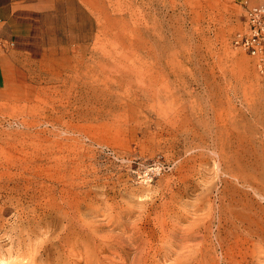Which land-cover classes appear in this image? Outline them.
<instances>
[{
  "label": "rangeland",
  "instance_id": "374dc122",
  "mask_svg": "<svg viewBox=\"0 0 264 264\" xmlns=\"http://www.w3.org/2000/svg\"><path fill=\"white\" fill-rule=\"evenodd\" d=\"M15 1L43 44L3 48L0 264H264V64L232 43L264 0Z\"/></svg>",
  "mask_w": 264,
  "mask_h": 264
},
{
  "label": "crops",
  "instance_id": "0c3cea01",
  "mask_svg": "<svg viewBox=\"0 0 264 264\" xmlns=\"http://www.w3.org/2000/svg\"><path fill=\"white\" fill-rule=\"evenodd\" d=\"M34 11V8L20 6L15 0H0V41L3 45L13 43L16 47H25L32 55L36 53L43 43L39 28L34 24ZM6 62L7 55L0 47V90L7 79Z\"/></svg>",
  "mask_w": 264,
  "mask_h": 264
},
{
  "label": "built area",
  "instance_id": "2783aa9c",
  "mask_svg": "<svg viewBox=\"0 0 264 264\" xmlns=\"http://www.w3.org/2000/svg\"><path fill=\"white\" fill-rule=\"evenodd\" d=\"M233 45L264 64V6H253L246 10L244 27L232 38ZM12 46L13 43L7 44ZM0 41V47L4 48Z\"/></svg>",
  "mask_w": 264,
  "mask_h": 264
},
{
  "label": "bare ground",
  "instance_id": "6f19581e",
  "mask_svg": "<svg viewBox=\"0 0 264 264\" xmlns=\"http://www.w3.org/2000/svg\"><path fill=\"white\" fill-rule=\"evenodd\" d=\"M262 125H263V124H262ZM260 129H261V128H260ZM261 131H262V130H261ZM261 133H262V132H261ZM263 134H264V131H263ZM262 136H263V135H262ZM263 141H264V140H263ZM263 146H264V145H263ZM218 147H219V146H218ZM250 148H251V147H250ZM219 149H220V148H219ZM221 149H222V148H221ZM259 149H261V148L259 147ZM221 151H223V150H221ZM221 151H220V152H221ZM250 151H252V150H250ZM256 152H257V150H256ZM222 153H223V152H222ZM252 153H253V152H252ZM252 153H251V154H252ZM224 154H225V153H224ZM260 154H261V153H260ZM254 155H255V154H254ZM258 155H259V154H258ZM255 156H256V155H255ZM261 156H262V155H261ZM218 157H219V155H218ZM252 157H253V156H252ZM224 158H225V157H224ZM253 158H254V157H253ZM253 158H252V159H253ZM258 158H259V156H258ZM215 159H216V158H215ZM249 159H250V157H249ZM225 160H226V158H225ZM260 160H261V159H260ZM220 161H221V160H220ZM259 162L261 163V161H259ZM216 163H218V162H216ZM220 163H221V162H220ZM220 163H219V164H220ZM231 163H232V162H231ZM216 165H217V164H216ZM248 165H250V164H248ZM256 166H257V165H256ZM227 167H228V166H227ZM230 167H231V166H230ZM230 167H229V168H230ZM250 167H251V166H250ZM260 167H261V166H260ZM219 168H220V167H219ZM221 169H222V168H221ZM252 169H254V167H253ZM218 170H219V169H218ZM224 170H227V169H224ZM248 170H249V169H248ZM248 170H247V171H248ZM254 170H255V169H254ZM222 171H223V170H222ZM227 171H228V170H227ZM227 171H226V172H227ZM256 171H257V170H256ZM231 172H232V171H231ZM253 172H254V171H253ZM223 173H225V171H223ZM228 174H229V171H228ZM230 174H232V173H230ZM237 174H238V173H237ZM248 174H249V173H248ZM260 174H261V173H260ZM246 175H247V174H246ZM259 176H260V175H259ZM257 177H258V176H257ZM261 177H262V176H261ZM221 179H222V178H221ZM221 181H223V179H222ZM247 183H248V182H247ZM250 185H251V184H250ZM257 190H259V189H257ZM260 190H261V189H260ZM260 190H259V191H260ZM219 191H220V190H219ZM219 191H218V192H219ZM221 191H222V190H221ZM262 191H263V190H262ZM222 192H223V191H222ZM255 193H256V192H255ZM257 193H258V192H257ZM260 193H262V192H260ZM217 195H218V194H217ZM219 196L223 197L222 195H219ZM258 196H259V195H258ZM260 198H261V197H260ZM220 200H221V199H220ZM263 200H264V199H263ZM208 203H209V202H208ZM210 203H211V202H210ZM214 203H215V202H214ZM198 204H199V203H198ZM198 204H197V205H198ZM203 204H204V203H203ZM219 204H220V203H219ZM209 205H210V204H209ZM209 205H208V206H209ZM101 206H102V205H101ZM110 206H111V205H110ZM195 206H196V205H195ZM227 206H228V205H227ZM227 206H226V208H227ZM103 207H104V206H103ZM107 207H108V206H107ZM107 207H106V209H107ZM210 207H211V206H210ZM219 207H220V206H219ZM181 208H182V207H181ZM211 208H212V207H211ZM98 209H99V208H98ZM104 209H105V208H104ZM182 209H183V208H182ZM196 209H197V208H196ZM219 209H220V208H219ZM94 210H95V208H94ZM99 210H101V209H99ZM220 210H221V209H220ZM222 210H223V209H222ZM222 210H221V211H222ZM224 210H225V209H224ZM229 210H230V209H229ZM229 210H228V211H229ZM187 211H188V210H187ZM189 211H190V210H189ZM193 211H194V209H193ZM193 211H192V212H193ZM204 211H205V210H204ZM207 211H208V209H207ZM231 211H232V210H231ZM179 212H180V210H179ZM205 212H206V211H205ZM180 213H181V212H180ZM185 213H186V212H185ZM187 213H188V212H187ZM187 213H186V214H187ZM189 213H190V212H189ZM224 213H225V212H224ZM227 213H228V212H227ZM227 213H226V214H227ZM229 213H230V211H229ZM177 214H178V213H177ZM203 214H204V213H203ZM210 214H211V213H210ZM212 214H213V212H212ZM218 214H222V213H220V212L218 211ZM170 215H171V214H170ZM173 215H174V214H173ZM205 215H206V214H205ZM174 216H175V215H174ZM176 216H178V215H176ZM200 216H201V215H200ZM200 216H199V217H200ZM216 216H217V215H216ZM233 216H234V215H233ZM171 217H172V216H171ZM185 217H186V216H185ZM195 217H196V216H195ZM199 217H197V218H199ZM201 217H203V215H202ZM201 217H200V218H201ZM225 217H226V216H225ZM225 217H224V218H225ZM227 217H228V216H227ZM174 218H175V217H174ZM177 218H178V217H177ZM182 218H183V217H182ZM169 219H170V218H169ZM171 219H172V218H171ZM194 219H195V218H194ZM212 219H213V218H212ZM216 219H217V217H216ZM220 219H221V218H220ZM214 220H215V219H214ZM229 220H231V219H229ZM252 220H253V219H252ZM197 221H198V220H197ZM199 221H200V220H199ZM209 221H210V220H209ZM215 221H216V220H215ZM215 221H214V222H215ZM227 221H228V220H227ZM192 222H193V221H192ZM207 222H208V221H207ZM207 222H206V223H207ZM217 222H218V221H217ZM225 222H226V220H225ZM87 223H88V222H87ZM112 223H113V221H112ZM174 223H176V222H174ZM196 223H197V222H196ZM85 224H86V223H85ZM172 224H173V223H172ZM176 224H177V223H176ZM176 224H175V225H176ZM190 224H191V223H190ZM194 224H195V223H194ZM210 224H211V223H210ZM221 224H223V223H221ZM227 224H229V223H227ZM169 225H170V224H169ZM90 226H91V225H90ZM173 226H174V225H173ZM216 226H217V225H216ZM218 226H219V225H218ZM218 226H217V227H218ZM225 226H226V225H225ZM227 226H229V225H227ZM232 226H233V225H232ZM83 227H84V226H83ZM92 227H93V226H92ZM177 227H178V225H177ZM192 227H193V226H192ZM78 228H79V227H78ZM85 228H86V227H85ZM175 228H176V227H175ZM188 228H189V227H188ZM202 228H203V227H202ZM172 229H173V228H172ZM172 229H171V230H172ZM190 229H191V227H190ZM203 229H204V228H203ZM89 230H90V229H89ZM169 230H170V229H169ZM178 230H179V229H178ZM186 230H188V229L186 228ZM192 230H193V229H192ZM208 230H209V229H208ZM211 230H212V229H211ZM217 230H218V229H217ZM165 231H166V230H165ZM174 231H175V230H174ZM94 232H95V231H94ZM159 232H160V231H159ZM175 232H176V231H175ZM188 232H189V231H188ZM190 232H193V231H190ZM219 232H220V231H219ZM235 232H236V231H235ZM166 233H167V232H166ZM173 233H174V232H173ZM194 233H195V232H194ZM196 233H197V232H196ZM210 233H211V232H210ZM210 233H209V234H210ZM222 233H223V230H222ZM249 233H250V232H249ZM138 234H140V233H138ZM138 234H136V235H138ZM158 234H159V233H158ZM199 234H200V233H199ZM255 234H256V233H255ZM197 235H198V234H197ZM204 235H205V234H204ZM210 235H211V234H210ZM134 236H135V235H134ZM190 236H191V235H190ZM192 236H193V234H192ZM222 236H223V235H222ZM137 237H139V236H137ZM146 237H147V236H146ZM146 237H145V238H146ZM172 237H173V236H172ZM198 237H199V236H198ZM234 237H235V236H234ZM55 238H56V237H55ZM55 238H54V239H55ZM175 238H176V236H175ZM180 238H181V237H180ZM184 238H185V237H184ZM141 239H143V238H141ZM148 239H149V238H148ZM219 239H220V238H219ZM233 239H234V238H233ZM40 240H41V239H40ZM46 240H47V239H46ZM56 240H57V239H56ZM56 240H55V241H56ZM134 240H135V239H134ZM139 240H140V239H139ZM207 240H208V239H207ZM231 240H232V239H231ZM44 241H45V240H44ZM161 241H162V240H161ZM220 241H221V240H220ZM50 242H52V241L50 240ZM163 242H164V241H163ZM165 242H166V241H165ZM200 242H201V240H200ZM31 243H32V242H31ZM39 243H40V242H39ZM139 243H140V241H139ZM206 243H207V242H206ZM34 244H35V243H34ZM134 244H135V243H134ZM148 244H149V243H148ZM157 244H158V243H157ZM178 244H179V241H178ZM32 245H33V244H32ZM36 245H37V244H35V246H36ZM39 245H40V244H39ZM42 245H43V244H42ZM44 245H45V244H44ZM173 245H174V244H173ZM175 245H176V244H175ZM216 245H217V244H216ZM35 246H34V247H35ZM80 246H81V245H80ZM103 246H104V245H103ZM105 246H107V245H105ZM143 246H144V245H143ZM218 246H219V245H218ZM225 246H226V245H225ZM36 247H37V246H36ZM46 247H47V246H46ZM138 247H141V248H142V246H138V245H137V248H138ZM195 247H196V246H195ZM199 247H201V246H199ZM37 248H38V247H37ZM92 248H93V247H92ZM107 248H108V247H107ZM107 248H106V249H107ZM125 248H126V247H125ZM132 248H133V247H132ZM150 248H153V247L151 246ZM30 249H31V248H30ZM40 249H41V248H40ZM109 249H111V247H110ZM188 249H189V248H188ZM192 249H193V248H192ZM192 249H191V250H192ZM212 249L214 250V248H212ZM37 250H38V249H37ZM124 250H125V249H124ZM135 250H137V249H135ZM135 250H134V251H135ZM151 250H152V249H151ZM166 250H167V249H166ZM170 250H171V249H170ZM199 250H200V249H199ZM93 251H94V250H93ZM97 251H98V250H97ZM138 251L140 252V249H139ZM186 251H187V250H186ZM223 251H224V250H223ZM135 252H136V251H135ZM194 252H195V250H194ZM202 252H203V251H202ZM93 253H94V252H93ZM168 253H169V252H168ZM200 253H201V252H200ZM220 253H221V252H220ZM138 254H140V253H138ZM94 255H95V254H94ZM184 255H185V254H184ZM200 255H201V254H200ZM214 255H215V253H214ZM218 255H220V254H218ZM137 256H138V255H137ZM143 256H144V255H143ZM155 256H156V255H155ZM167 256H168V255H167ZM192 256H193V255H192ZM102 257H103V256H102ZM201 257H204V256H201ZM210 257H211V256H210ZM215 257H216V255H215ZM221 257H222V256H221ZM98 258H99V257H98ZM135 258H136V257H135ZM154 258H155V257H154ZM198 258H199V257H198ZM51 259H52V258H51ZM82 259H84V257H83ZM92 259H93V258H92ZM204 259H205V257H204ZM226 259H227V258H226ZM32 260H33V259H32ZM56 260H57V259H56ZM146 260H147V258H146ZM148 260H149V259H148ZM219 260H220V258H219ZM224 260H225V259H224ZM54 261H55V260H54ZM101 261H102V260H101ZM104 261H105V260H104ZM196 261H197V260H196ZM95 262H96V261H95ZM97 262H98V259H97ZM145 262H146V261H144V264H145ZM54 263H55V262H54ZM61 263H62V261H61ZM77 263H78V262H77ZM93 263H94L93 261L88 262V264H93ZM102 263H103V262H102ZM151 263H152V262H151ZM151 263H150V264H151ZM177 263H178V261H177ZM199 263H200V262H199ZM221 263H222V261H221ZM26 264H27V263H26ZM98 264H99V263H98ZM100 264H101V263H100ZM105 264H106V263H105ZM179 264H180V263H179ZM186 264H187V263H186ZM234 264H235V263H234Z\"/></svg>",
  "mask_w": 264,
  "mask_h": 264
}]
</instances>
